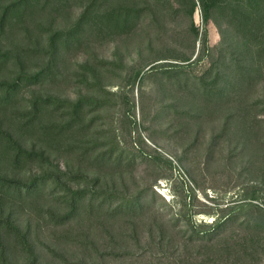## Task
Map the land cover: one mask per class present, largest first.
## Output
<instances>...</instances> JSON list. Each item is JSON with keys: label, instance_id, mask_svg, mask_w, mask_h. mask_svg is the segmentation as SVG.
Here are the masks:
<instances>
[{"label": "rangeland", "instance_id": "obj_1", "mask_svg": "<svg viewBox=\"0 0 264 264\" xmlns=\"http://www.w3.org/2000/svg\"><path fill=\"white\" fill-rule=\"evenodd\" d=\"M74 11L70 16L73 20L80 10ZM168 12L159 16L158 23L146 16L130 36L89 40L84 47L88 54L81 50L70 54L61 73L63 77L57 79L56 85L34 88L72 101L81 95L105 100L103 107L86 116L88 120L93 118V127L84 133L85 140L98 141L106 149L113 144L148 154L154 149L173 161L170 168L139 156L131 161L133 164L107 165L101 173H86L88 177L98 178V189L124 192L128 197L141 195L145 204L142 215L128 223L127 220L111 225L105 222L101 227L93 221L84 226L70 223L67 227L74 225L72 236L82 239L78 243L60 240L57 236L65 234L61 227L42 226L49 220L44 216L46 219L40 220V229L36 230L37 236L31 237L37 264H64L60 257L69 264H241L236 260L242 257L248 259L245 264H264V231L247 225L243 216L227 221L221 232L214 234V239L192 242L187 240L190 225L184 212L180 216L186 198L191 204L193 222L206 228L204 224L226 216L252 195L257 200L253 201L256 207L248 212L249 217L256 219L263 215L264 105L254 108L250 105L260 100L264 103V81L246 95L242 106L247 105L248 113L244 122L235 93L234 101L223 98L210 106L204 103L196 79L205 73L212 60L226 55L229 44L213 22L204 26L198 10L194 23L201 33L206 27L211 51L197 62L203 42L195 38L190 21L183 14ZM65 21L60 18L57 22L61 26ZM21 37L6 40V49L13 50L15 45L24 43ZM164 57L166 61L152 63ZM184 58L191 61L182 62ZM166 62L178 64L174 68L179 74H168L161 69L148 71L155 64ZM84 66L90 71L86 72ZM141 68L151 74L145 76L140 86L128 85L134 72ZM82 75L95 89L78 83ZM125 96L135 104L130 117L123 111ZM227 118L231 119L227 122ZM134 120L138 128L133 126ZM100 131L105 135L97 133ZM78 156L75 154V158ZM58 164L60 169L66 168L64 160ZM39 172L33 166L24 176ZM186 184L194 191L195 199L186 197ZM176 214L175 223L172 219ZM234 216H239V212ZM16 222L24 231L29 225L33 229L39 225L28 212L18 214ZM157 225L166 226L165 235H161ZM85 236H89L88 242ZM11 239L15 242L14 237ZM26 254L20 250L16 264H25Z\"/></svg>", "mask_w": 264, "mask_h": 264}, {"label": "trees", "instance_id": "obj_2", "mask_svg": "<svg viewBox=\"0 0 264 264\" xmlns=\"http://www.w3.org/2000/svg\"><path fill=\"white\" fill-rule=\"evenodd\" d=\"M74 9L80 11L73 20L70 16ZM169 10L172 14H183L190 21L195 38L203 42L197 62L211 50L207 45L206 27L201 33L195 26V13L200 11L204 26L213 22L218 27L229 44L225 48L226 55L212 60L205 73L196 79V85L201 100L209 106L223 98L234 101L235 93L244 122L248 113L247 105L242 106L246 95L264 81V0H0V264H16L20 250L28 255L25 264L38 263L31 237L37 236L39 222L45 217L49 220L42 226L61 227L65 234L57 236L60 240L78 243L82 239L72 236L74 225L67 227L70 223L84 226L93 221L101 227L105 222L111 225L127 220L128 223L142 215L145 204L141 195L128 197L124 192L98 189V178L88 177L86 173H101L107 165L130 164L139 156L170 168L173 161L154 149L151 154L136 152L135 148L128 151L115 144L106 149L98 141L85 140L84 133L93 127V118L88 120L86 116L103 107L105 100L81 95L72 101L39 89L44 85H56L57 79L63 77L61 73L68 56L74 51L87 52L84 47L89 40L130 36L146 16L158 23L159 16L168 15ZM60 18L66 19L61 26L57 22ZM18 35L22 36V46L17 44L13 50L6 49L5 41ZM166 60L165 57L157 58L152 63ZM190 61L191 58H184L182 62ZM167 64H155L148 71L161 69L168 74H179L174 68L178 64ZM83 69L90 71L87 66ZM151 73L142 68L137 70L128 85L140 86ZM78 83L95 89L83 75ZM37 87L39 89L34 90ZM123 103L124 114L130 117L135 104L126 96ZM260 104L264 105L260 100L250 106L254 108ZM230 119L227 118V122ZM132 123L137 126L136 120ZM97 133L103 136L105 132ZM61 159L66 163L64 169L58 164ZM33 166L40 172L25 177ZM92 183L94 185L89 188ZM82 184L86 186L81 187ZM185 188L186 197L195 199L192 188L187 184ZM256 200L255 195L251 199L246 197L226 216L215 219L212 224H204L206 228H203L193 222L191 204L185 198L180 216L184 212L190 225L187 240H212L227 221L242 216L247 225L264 231L263 210V215L256 218L259 221L249 217L248 212L256 207L253 204ZM24 212L33 214L38 221L35 229L29 225L24 231L17 224L18 214ZM235 212H239V216H234ZM172 221H178L177 214ZM156 228L161 235L166 234L165 225ZM85 239L88 242L89 236ZM39 244L44 246L42 242ZM16 248L21 249L17 251ZM246 260L242 257L236 261L245 264Z\"/></svg>", "mask_w": 264, "mask_h": 264}]
</instances>
